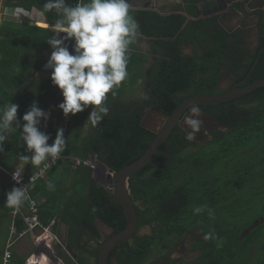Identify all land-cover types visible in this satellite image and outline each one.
<instances>
[{
  "label": "trees",
  "instance_id": "16d2710c",
  "mask_svg": "<svg viewBox=\"0 0 264 264\" xmlns=\"http://www.w3.org/2000/svg\"><path fill=\"white\" fill-rule=\"evenodd\" d=\"M45 2L4 0L7 10L21 7L33 16L37 11L48 25H20L25 20L8 18L7 24L0 28V107L10 102L16 103L21 115L33 103L40 109L47 106L51 111L61 110L58 107L61 99H58L54 91L59 88L34 78L35 71L44 65L37 50L41 47L51 48L47 41L54 35L52 25L58 18L55 10L45 11ZM75 2L69 0L68 4ZM213 7V2L208 0H184L183 6L168 15L149 10L133 13L132 16L139 24V35L149 39L151 53L155 54L153 64L145 69L147 57L138 51L129 50L128 77L107 94L105 106L109 108L108 115L96 126L87 120L91 105L83 112L72 115L70 130L64 136L65 149L62 154L67 158L81 159L96 155L101 163L117 172L140 159L155 141L157 135L141 126L149 109L170 116L180 104L195 95H210L220 78L221 67L231 53L228 35L224 31L208 32L212 41H207L206 27L213 21L202 16ZM17 22L18 26L15 24ZM66 43L71 54L73 42ZM196 45L201 51L194 47L192 55L183 50ZM251 69L252 66H248L239 77L246 76ZM262 79L263 61L251 74L250 82ZM139 83L144 84L142 97L125 101L123 95L126 90ZM224 106L221 105L222 109ZM200 109L221 120L224 118L223 114L215 113L210 106H202ZM230 111L233 123H239L246 117L235 107H231ZM39 128L51 137L48 141L51 144L57 132L54 125ZM21 130L15 128L12 134L7 135L6 131L3 133L7 138L0 152L9 154L11 158L30 154L23 144ZM186 136L179 127L175 128L153 160L130 178L131 197L138 217L137 232L131 242L111 252L110 264H159L166 254L150 262L155 248L160 249L171 240H181L197 227H202L205 234L214 231L217 235V239H205L199 245L203 251L199 264H255L257 255H264V242L256 243L260 238L261 227L242 235L251 222L240 223L233 219L234 216L228 218L221 203L224 198L240 202L238 195L229 196L227 191L238 189L239 185L229 184L244 181V178L241 179V174H231L228 179H224L223 174L217 178L211 177L209 148L204 145L195 151L196 143L187 140ZM217 138L216 165L222 164L226 143L231 144L232 152H238L244 143L238 136ZM59 170L64 171V177L72 174L74 180L64 185L61 177L55 178ZM92 173L91 168L84 165L74 167L70 160H66L48 172V182L55 185L54 191L41 185L31 191L35 199L40 194L46 193L48 196L45 202L39 203L44 226L55 221V234L60 221L68 225L66 244L70 252L63 254L57 251L58 257L65 260V264H97L103 242L101 231L96 225L97 220L106 222L114 229V233L122 231L127 225L123 207L114 192L98 185ZM215 196L221 200L218 198L213 203ZM199 206H206V210L195 214L194 209ZM208 209L213 211L214 217L208 215ZM144 226H151L152 233L138 235ZM23 228L19 222L18 229ZM15 257L13 252V262ZM25 262L26 259L18 256V264Z\"/></svg>",
  "mask_w": 264,
  "mask_h": 264
},
{
  "label": "clouds",
  "instance_id": "9594fccd",
  "mask_svg": "<svg viewBox=\"0 0 264 264\" xmlns=\"http://www.w3.org/2000/svg\"><path fill=\"white\" fill-rule=\"evenodd\" d=\"M43 7L48 12L55 10L58 17L52 25L54 35L47 41L52 52L46 65L51 69L52 84L59 88L63 97L58 107L68 117L91 105L87 120L96 126L109 113L105 106L107 94L128 77L129 46L139 35V24L130 15L128 0H76L72 5L66 0H46ZM7 11L5 9L6 14ZM61 33L65 35L61 36ZM67 41L73 42L71 54ZM18 108L19 105L12 102L0 107V151L7 138L3 133L13 128L15 123L16 128H22L23 144L31 153L21 159L34 165L46 160L49 161L48 166L55 163L65 149L64 130L58 129L54 141L49 144L51 137L39 128L41 119L47 121L49 113L33 103L22 116L21 125L17 119ZM200 115L199 106L193 104L184 117L186 139L189 141L201 131L203 121L199 119ZM47 187L55 189L52 182ZM27 199L24 188L13 187L6 194L5 203L9 208L17 209ZM205 210L206 206H199L194 213ZM207 211L210 217H214L211 209ZM204 239L215 240L217 235L210 231ZM25 264H47V257L33 254Z\"/></svg>",
  "mask_w": 264,
  "mask_h": 264
},
{
  "label": "flooded vegetation",
  "instance_id": "af4514ba",
  "mask_svg": "<svg viewBox=\"0 0 264 264\" xmlns=\"http://www.w3.org/2000/svg\"><path fill=\"white\" fill-rule=\"evenodd\" d=\"M228 1H232L236 7H239L240 3L245 2V0H219L216 9V12L220 13L219 16H211L215 12L214 7L204 12L202 16V18L211 19L213 21V23H210L206 27L205 34L208 35V32L215 33L219 30L224 31L228 35L227 42L231 50V53L225 59V64L221 67L220 78L216 86L210 95L205 96L223 95L235 92V90L246 89L250 85L256 83L250 82L251 74L261 61L264 62V5H262V10L260 9L251 13V15L254 16L259 14V20L255 17L253 21L241 22L242 26H248L245 30H240L239 27L235 28L239 23L233 21L232 17H225L224 23L226 27L232 30L235 28L228 33L226 29L217 22L221 14L225 13L223 10L225 8V3H228ZM178 7L179 5H173L170 11L175 12ZM251 24H253V26H251ZM207 41H212V37L208 35ZM194 47L201 51L198 45L193 47L189 46L183 48V50L186 54L192 55ZM186 49H190L191 53H187ZM248 66H252L249 73L242 78L239 77L244 74L245 68ZM200 90L201 89L198 91ZM222 104H225L223 109L221 107ZM209 106L213 108L215 113L220 115L223 114V120L211 114L209 115L220 121L225 128L222 129L220 126H217L207 133L204 141L200 143L194 141L196 143L194 150L199 151L204 145L209 148L211 160L210 169L212 170L210 174L211 177L217 178L223 174L222 177L228 179L231 174L232 176L241 174V179L244 178V181L229 184L230 186L237 187L239 185L238 189L227 191L229 196H231V194L235 195V197L238 195L240 202L231 201L229 198L221 200L216 196L212 199V202L215 203L219 198V200L222 201L221 203L224 206L223 210L228 218L234 216L233 219L240 223L251 222L242 235H247L254 229L261 227L260 238L259 241L256 242L261 244V242H264V86L250 93L240 95L230 101ZM231 107L240 110L246 117L239 123H233L230 116ZM217 136L226 137L228 139L238 136L241 140H244L238 152H232L231 144H225V152L223 154L222 164L220 165L214 163L215 156L218 154ZM255 175H257V177H254ZM226 183L228 184V182ZM253 204L259 205L262 209L256 211L254 216H250L249 214L252 213H249V207ZM148 227L152 230L151 226ZM187 235L189 240L184 241V238L177 240L159 264H175L177 262L185 264L186 258L190 255L191 264H199V259L203 255V251L199 245L205 240L203 228L197 227ZM107 236V234L102 233L101 238L105 240L109 237ZM172 251L177 252L176 258L171 255ZM263 259L264 255L258 254L255 264L257 262L258 264H262Z\"/></svg>",
  "mask_w": 264,
  "mask_h": 264
},
{
  "label": "water",
  "instance_id": "95a60500",
  "mask_svg": "<svg viewBox=\"0 0 264 264\" xmlns=\"http://www.w3.org/2000/svg\"><path fill=\"white\" fill-rule=\"evenodd\" d=\"M212 1L215 12L211 16H219L220 13L216 12L218 6L217 3L219 0ZM178 3L184 5V0H178ZM262 5H264V0H245L244 3H240L239 7H236L232 1H228V3H225V8L223 10L225 13L221 14V17L218 18L217 22L223 28H225L228 33L238 27L240 28V30H245L248 26H242L241 22L253 21L255 17L257 20H259V14L254 16L251 15V13L260 9L262 10ZM156 10L164 15L173 13V11H161L160 7H156ZM183 14H185V12H183ZM225 17H232L233 21H237L239 24L233 30L228 29L224 23ZM251 26H253V24H251ZM263 86L264 79L250 85L246 89L235 90V92L228 94L213 96L196 95L195 97L190 98L184 101L181 105H179L170 116L156 109H149L141 121V126L146 130H149L157 135L155 141L152 143L150 149L140 159L123 167L117 172H114L113 170L109 169L105 164L101 163L97 159L96 155H92V158L97 159V162L101 164V166L104 167V169L107 171V184L112 187L110 189L114 192L115 197L123 207L127 219L126 227L122 231L117 233H114V229L110 227L106 222L102 220H97V223L99 225L105 226V228H110L111 231L109 237L105 239L101 244L97 258V264H110L111 252L116 247L121 246L127 242H131L133 240L137 232L138 217L135 203L131 197L129 180L135 173L145 168L153 160V158L156 156V154L159 152V150L162 148L166 140L170 137V135L177 126L180 127V129L187 134L185 125L183 124V120L184 117L187 115L190 106L195 104L200 108L201 106H209L224 103L240 95L250 93ZM200 111L201 115L199 119L203 121V124L201 131L196 134L195 139L193 140L197 143L204 141L207 133L215 127L220 126L222 129L225 128L224 125L220 121L215 119L213 116L202 111L201 109ZM67 233L68 230H66L65 232V237H67ZM188 240L189 239L187 235L184 237V241ZM63 241L66 242L65 240ZM54 261L57 264H63V262L60 261V259L56 256L54 257Z\"/></svg>",
  "mask_w": 264,
  "mask_h": 264
},
{
  "label": "crops",
  "instance_id": "0c3cea01",
  "mask_svg": "<svg viewBox=\"0 0 264 264\" xmlns=\"http://www.w3.org/2000/svg\"><path fill=\"white\" fill-rule=\"evenodd\" d=\"M66 3L68 4L69 0H66ZM128 3L130 5V15H132L135 12L145 11V10L158 12L159 14H161L159 11L156 10V7H160L161 11H170L172 9L173 5H179V7L181 6V4L178 3V0H128ZM161 15H164V14H161ZM33 18H35L38 23L43 24L45 27L48 26L45 23L43 16L39 12L36 11V14L33 16ZM148 40H149L148 38L143 37L142 35H138L137 38L135 39V41L129 46V50L136 51V52L138 51L147 57V61H146L145 66H144L145 69L151 67V65L153 64V62L155 60V54L151 53V47L149 45ZM51 52H52V48H47V47H41L37 50V54L40 56V58L42 60H44V64L47 63L48 59L50 58ZM186 52L191 53V50L186 49ZM50 76H51V70H42V68L40 70L35 71V73H34V78L42 79L44 81L49 82L51 85H53ZM54 91H55V93H57L58 99H61L60 102H62L61 91L59 89L54 90ZM42 110L49 113V117H48L47 121L41 119V123L39 126L43 127V128L46 127L48 124L54 125L55 121L58 120L60 113H61V110L51 111L50 109L47 108V106L46 107L44 106L42 108ZM23 115H21L19 111L17 112V119L21 123V125L23 124V121H22ZM13 126H14L13 128L6 130L7 135L12 134V132L15 130V128H16L15 123ZM30 155H31V153L28 156H30ZM41 164L40 165H34V164H31L30 162L22 160L20 155H16L14 158H11L9 154H7L5 152H0V223L7 222V224H8L7 234L9 233V226H10V220H11L10 212L12 209L6 205L5 201H6V194L9 191H11V189L13 188V184L11 181V174H12V172H14L18 169L23 170V172L25 174L32 173V172L36 171L41 166ZM48 179H49V177H47L46 180L40 182L38 185L47 187L45 185L50 182V181L48 182ZM44 182H47V183L44 185ZM67 185H69V183ZM47 199H48V196L45 193L44 195L40 194V196L38 197L37 200L39 201V203H43ZM96 225H99V224L96 222ZM66 230H68V225L64 221H60L59 227H58V232L55 233V235H56V237L60 236V243L66 249L65 251H68V253H69V249H67L68 247L66 244L67 243V237H65ZM67 235H68V233H67ZM63 240H65L66 242H64ZM5 243H6V241H5ZM29 243H30L29 241L28 242H20L19 244H17L15 246L14 252L16 254V257H15L16 259H15V262H13V264L14 263L18 264V256L25 259V257L23 255L27 254L28 251L30 250ZM30 251L32 252V250H30ZM3 252H4V249H1L0 250V263H1V258H2ZM55 252L57 253L56 257L59 258L58 252H60V251H58V252L55 251ZM22 253H24V254H22ZM33 254L34 253L30 254V256ZM45 256H47V255H45ZM74 258L76 259V257H74ZM60 261H62L63 264H65V260L60 259ZM47 264H50L49 258H47Z\"/></svg>",
  "mask_w": 264,
  "mask_h": 264
},
{
  "label": "built area",
  "instance_id": "2783aa9c",
  "mask_svg": "<svg viewBox=\"0 0 264 264\" xmlns=\"http://www.w3.org/2000/svg\"><path fill=\"white\" fill-rule=\"evenodd\" d=\"M10 14H18V18L21 20H28L29 22H35V18L30 11L24 8H18L14 10H8ZM47 63L42 66V70H51L46 67ZM63 100V97H62ZM72 115L65 117L63 112L60 113L58 120L54 123V128L57 131L62 128L64 130V136H66L70 130ZM70 160L74 167H79L81 165L87 166L92 169L94 173L97 172V161L90 156L88 159H81L79 157L67 158L62 153L59 155L55 163L50 166L49 161L46 160L42 162L41 166L34 172L25 174L23 170L18 169L11 174V181L13 187L24 188L28 199L22 203V205L17 209H12L10 212L11 221L9 226V234L5 244L4 253L0 264H11L13 258V252L15 246L20 243V241L26 237L35 239V241L40 243V240L48 239L50 243H53L57 238L53 233V226L55 221H52L50 225L44 226L41 220L39 201L31 196V191L40 182L46 180L48 177V172L52 170L60 162ZM21 222L24 228L18 229V224ZM39 233V234H38ZM47 243L46 252H53L52 246ZM39 250V249H38ZM37 250L36 255L45 253H40ZM47 255V254H46ZM47 256H50L49 254Z\"/></svg>",
  "mask_w": 264,
  "mask_h": 264
},
{
  "label": "rangeland",
  "instance_id": "374dc122",
  "mask_svg": "<svg viewBox=\"0 0 264 264\" xmlns=\"http://www.w3.org/2000/svg\"><path fill=\"white\" fill-rule=\"evenodd\" d=\"M5 9H6V7L4 5V0H0V28L4 24H7L8 18L9 19L14 18V19L18 20V14H10L9 15L8 11H7V14H6ZM15 24L18 26V22L15 23ZM19 24L20 25H22V24H26L27 25L28 24L30 26L34 25L33 22H27L26 23V20L23 21V23H19ZM35 24L38 25V26H41V27H45L43 24L38 23L37 21L35 22ZM13 91H15V90H13ZM143 91H144V84H140V83L139 84H134V85H132L131 87H129L126 90L125 95H123V99H125L126 101H133V100H136V99H140L142 97V95H143ZM95 160L97 161V159H95ZM96 165H97L96 167H98L97 168V172L94 173L92 171L93 172L92 176H93L94 180L96 181V183L98 185L102 186V187L107 188V189L112 188L111 186H109L107 184L108 183L107 173H106V170L104 169V167H102L101 164H99V163L96 164ZM64 175H65L64 171L61 172L59 170V172L57 174H55V178L61 177L62 182L64 183V185H66L65 183L68 184L70 181L72 182L74 180V177L72 176V174H70L68 176H65V177H64ZM257 175H258V173H257ZM257 175H255L254 177H257ZM260 209H262V208L259 205L253 204L252 206L249 207V213H252V214H249V215L250 216H254L256 211H258ZM97 227L99 228L100 231H102L101 234L102 233L103 234H107L108 236L111 234L110 228H105V226H102V225H97ZM7 231H8L7 222L0 223V250L4 249V247H5L4 246L6 244L5 241H7L6 240L8 238L7 235L9 234V233L7 234ZM150 233H152V230L148 226H144V227L140 228V230L138 231V235H140V236H144V235H147V234H150ZM102 240L104 241L103 238H102ZM28 241L30 242L29 246H30V250H32V252L29 250L27 254L22 253V254H24L23 256L25 257V259H27L30 256V254H32V253L35 254L37 252V250L39 249L38 251L40 253H45V255L46 254L50 255V256H46L47 258H49L50 264H57L54 261V257L57 256V253L55 251H60V253H63V254H65V252H66L65 251L66 249L60 243V236L57 237L53 243H50L48 241V239H43V238L40 240V243L39 242L37 243L35 241V239L30 238V237H26V238L22 239L20 242H28ZM47 243L51 244L53 252H48V253L46 252ZM175 243H176L175 240H171V241H169L167 243V245L164 246V244H163L160 249L155 248L154 251H153V255H152L151 259H150V262H155L162 255L166 254L173 247V245ZM171 255L174 258H176L177 257V252L176 251H172ZM190 257H191V255L186 258V263L185 264H191V258ZM1 260H2V258H1ZM11 264H13V258L11 260ZM175 264H182V263L177 262Z\"/></svg>",
  "mask_w": 264,
  "mask_h": 264
},
{
  "label": "bare ground",
  "instance_id": "6f19581e",
  "mask_svg": "<svg viewBox=\"0 0 264 264\" xmlns=\"http://www.w3.org/2000/svg\"><path fill=\"white\" fill-rule=\"evenodd\" d=\"M98 164V163H97ZM106 173H107V171H106Z\"/></svg>",
  "mask_w": 264,
  "mask_h": 264
}]
</instances>
